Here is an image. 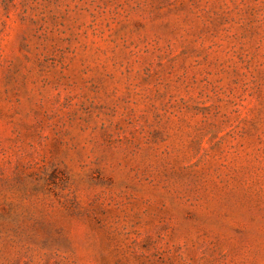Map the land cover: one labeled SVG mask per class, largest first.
Segmentation results:
<instances>
[{"label":"rangeland","instance_id":"1","mask_svg":"<svg viewBox=\"0 0 264 264\" xmlns=\"http://www.w3.org/2000/svg\"><path fill=\"white\" fill-rule=\"evenodd\" d=\"M0 264H264V0H0Z\"/></svg>","mask_w":264,"mask_h":264}]
</instances>
